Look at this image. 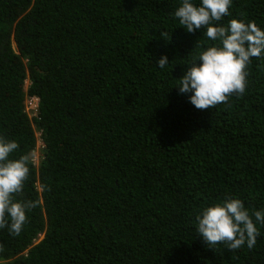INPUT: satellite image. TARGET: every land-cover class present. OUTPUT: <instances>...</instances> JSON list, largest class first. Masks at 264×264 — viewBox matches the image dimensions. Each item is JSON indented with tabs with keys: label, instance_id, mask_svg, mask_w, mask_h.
Instances as JSON below:
<instances>
[{
	"label": "trees",
	"instance_id": "1",
	"mask_svg": "<svg viewBox=\"0 0 264 264\" xmlns=\"http://www.w3.org/2000/svg\"><path fill=\"white\" fill-rule=\"evenodd\" d=\"M180 2L0 0V135L18 142L12 159L34 127L43 143L15 197L39 204L19 236L0 229V264H264V226L230 251L195 221L229 196L264 209V56L243 95L197 109L176 86L210 42L179 25ZM229 11L223 23L264 29V0Z\"/></svg>",
	"mask_w": 264,
	"mask_h": 264
},
{
	"label": "clouds",
	"instance_id": "2",
	"mask_svg": "<svg viewBox=\"0 0 264 264\" xmlns=\"http://www.w3.org/2000/svg\"><path fill=\"white\" fill-rule=\"evenodd\" d=\"M231 4L232 0H199V3L181 0L174 12L180 26L190 33L203 28V35L210 42L193 56L176 86L181 94L191 93L190 102L200 110L226 103L233 95H243L247 86V67L253 58L264 56V29L254 21L244 19L232 18L223 23L224 18L231 15ZM156 62L160 68L169 64L167 56ZM28 83L25 77L24 90ZM24 93L23 111L29 118L37 116V104L35 115L25 109V98L29 94ZM39 143L41 147V139ZM18 148L16 140L0 135V229L7 228L12 236L20 235L28 220L27 213L39 204L38 200L15 199L29 177L30 161L36 165L31 158L34 149L29 155L10 158ZM195 221L198 235L208 246L215 248L224 244L225 248L234 251L247 245L251 249L260 235L257 224L264 226V209L250 212L241 199L229 196L203 208ZM40 237L41 233H38L32 241Z\"/></svg>",
	"mask_w": 264,
	"mask_h": 264
},
{
	"label": "built area",
	"instance_id": "3",
	"mask_svg": "<svg viewBox=\"0 0 264 264\" xmlns=\"http://www.w3.org/2000/svg\"><path fill=\"white\" fill-rule=\"evenodd\" d=\"M36 104H37V97L34 95H28L25 98V109L30 110V115H35L36 113Z\"/></svg>",
	"mask_w": 264,
	"mask_h": 264
},
{
	"label": "rangeland",
	"instance_id": "4",
	"mask_svg": "<svg viewBox=\"0 0 264 264\" xmlns=\"http://www.w3.org/2000/svg\"><path fill=\"white\" fill-rule=\"evenodd\" d=\"M38 129H37V127H34V132L36 133V143H35V146H34V151L32 152V159H33V161L35 162V164L37 163V161H38V157H39V155H40V152H39V147H40V143H39V140H40V138H39V136H38ZM36 144L38 145L37 147H36Z\"/></svg>",
	"mask_w": 264,
	"mask_h": 264
}]
</instances>
